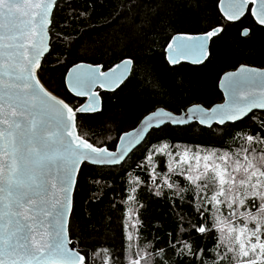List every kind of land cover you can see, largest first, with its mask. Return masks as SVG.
I'll use <instances>...</instances> for the list:
<instances>
[{
	"label": "snow or ice",
	"instance_id": "snow-or-ice-1",
	"mask_svg": "<svg viewBox=\"0 0 264 264\" xmlns=\"http://www.w3.org/2000/svg\"><path fill=\"white\" fill-rule=\"evenodd\" d=\"M61 3L0 0V264H89L88 250H79V241L71 238L78 220L76 194L83 193L81 215L100 199L91 191L99 181L89 179L88 168L120 163L153 129L163 131L167 125L179 127L193 120L207 129L213 122L234 126L254 110L264 111V67L239 62L238 67L233 65L234 71L217 72L225 93L223 104L212 108L194 104L180 116L166 110L170 90L157 70V57L170 71L188 63L198 66L195 71L199 72L211 71L222 55L227 25L208 20L205 0H119L115 15L105 18L107 23L126 20L143 43L125 47L119 62L107 70L101 63L86 64L83 58L73 62L64 77L67 92L88 98L86 104L73 106L55 95V89L50 91L51 85L42 83V58L50 52L54 13ZM96 3L92 0L80 11L73 9L66 23L91 19ZM143 6L151 7L150 15L140 11ZM221 14L229 22L250 14L254 24L242 32L264 49V0H228V9H221ZM164 32L166 38L157 53L153 37ZM63 63L57 58V64ZM183 86L191 92L199 82L193 77ZM96 87L116 101L112 116L105 119L121 118L126 105L145 100L149 104V115L139 121V128L119 136L115 151L89 142L76 131L85 120L104 114L103 97L93 91ZM255 126L259 134L228 133L233 143L241 142L236 151L209 150L199 144L181 150L179 142L166 136L158 138L159 147L153 144L146 150L142 159L149 165L156 155L173 158L163 181L157 182L149 173L153 182L149 190L154 187L156 197L163 196L165 189L173 198L179 197L180 204L169 200L170 207L184 206L180 193L194 192L198 202L189 200L187 207L194 208L198 218L195 223L185 221L183 215L174 218L175 230L168 236L175 243L169 239L158 251L138 250L128 264H264V119ZM172 176L182 177L185 186L170 182ZM144 183L139 176L130 182L125 205L133 206L125 209V229L133 213L139 220L138 208L144 206L136 193ZM133 226L139 235L143 221ZM119 255L123 257V248ZM97 256L101 264H118L107 247L93 250V262Z\"/></svg>",
	"mask_w": 264,
	"mask_h": 264
},
{
	"label": "trees",
	"instance_id": "trees-1",
	"mask_svg": "<svg viewBox=\"0 0 264 264\" xmlns=\"http://www.w3.org/2000/svg\"><path fill=\"white\" fill-rule=\"evenodd\" d=\"M92 0H62L61 6L55 10V24L52 29L51 51L43 61L44 71L42 73V82L49 90L55 89L54 93L70 102L73 106L84 104L85 100L77 98L67 92L64 83L66 69L71 67L73 62L84 63H101L104 70L113 67L118 63L117 59L125 47L133 45H141L143 37L138 35L128 26L126 20H118L113 24L107 23L106 17L115 15V8L119 0H97L96 11L91 19L83 18L69 19L66 23L65 17L70 11L75 9L80 11L85 4L91 3ZM220 0H205L204 15L211 22L220 21L227 25V31L222 46V55H220L213 65L211 71H195L198 66L182 64L175 66V70L170 71V66H165L159 62L157 57V70L166 87L170 90V95L165 100L170 110L174 113L186 111L188 107L194 104L203 105L207 108L222 103L224 98L219 89V80L217 72L220 75L223 71H234L233 65L238 67V63H247L249 66L264 67V49L256 41V39L248 40L243 36L242 29L250 27L254 24V19L247 14L239 22L231 23L222 18L219 10ZM69 5V7H65ZM103 5V6H101ZM143 14L150 15L151 7L143 6L140 10ZM56 33L60 34L57 39ZM83 37L80 38L79 34ZM257 37L260 33L257 30ZM166 38V32L154 36L158 43L155 51L160 52V44H163ZM77 41L76 44H70L69 41ZM70 49V51H69ZM57 58L63 60V64H57ZM195 77L199 82V87L194 91H187L183 86L187 81ZM103 97L104 114L103 116H95L94 119L85 120L84 127L78 128L79 133L85 136L91 143L100 147H108L109 150H115L118 144L119 136L124 132L134 129L139 121L145 115L149 114V104L145 100L134 106H127L121 109L124 113L121 118L105 119L112 116L113 106L116 104L115 99L104 94L99 90ZM163 107V105H160ZM82 114H78L80 117ZM88 115V114H83ZM255 125L260 123V119H264V112H255L245 120L226 126H214L211 129L202 127L196 123L186 127L165 126L163 131L154 130L138 149H136L124 164L118 167H96L91 166L87 169L92 175L90 180L95 178L99 181V185H92L91 191L100 196L98 201H93L90 206L84 208V214L81 215L80 198L82 192L76 194V217L77 228L75 235L71 238L79 241L78 245L81 251L88 250L89 264H101V257L97 256L95 261L91 259L93 250H99L107 247L112 250L114 258L118 264H128V260L133 254L143 248L151 251H158L165 247L169 239L175 243L174 238H170L168 233L175 230L173 223L174 218L183 215L185 221L191 220L196 222L197 216L194 208H188L187 203L192 200L197 203L195 193H180L184 197V206L170 207L169 200H174L175 205L180 204L179 197H174L172 192L165 189V194L161 197L153 195L149 190L152 180L149 179V173L158 178L157 182L163 181L169 175V165L172 163L171 156L156 155L152 157V164L142 158L147 155V149L155 144L159 147L158 138L166 136L172 142H179L180 149L185 146H195L197 144L204 145L209 150L215 148L223 151H236L240 145L237 140L233 143V139L228 133L234 132H255L259 134L260 129ZM78 119V123H79ZM223 129V130H222ZM167 151V150H166ZM137 164H143L145 167L138 168ZM154 169V171H153ZM139 176L145 183L137 190V198L143 208H138L139 220H136L137 226L139 221H143V227L139 235L137 230L134 233V240L127 238L130 236L129 227L124 228V213L126 207L133 205H125V199L129 192L130 182ZM170 182L183 184L182 177L172 176ZM138 207V206H137ZM135 214V213H134ZM128 218V224H129ZM186 226V224H185ZM186 239V237H182ZM209 245L211 241L209 240ZM139 246V247H138ZM123 248V257L119 255Z\"/></svg>",
	"mask_w": 264,
	"mask_h": 264
},
{
	"label": "water",
	"instance_id": "water-1",
	"mask_svg": "<svg viewBox=\"0 0 264 264\" xmlns=\"http://www.w3.org/2000/svg\"><path fill=\"white\" fill-rule=\"evenodd\" d=\"M221 9H224V10H227V9H228V0H223L222 3H221V0H220V2H219V10H220V13H221ZM246 15H247V14H245L244 16L240 17L238 20H236V21H234V22H231V23L239 22V21L242 20ZM252 18H253V17H252ZM253 19H254V18H253ZM228 22H229V21H228ZM243 36H244V34H243ZM50 51H51V48H50ZM49 53H50V52H49ZM49 53H46L45 56H44V58H42V63H43L44 59L46 58V56H47ZM86 64H89V63H86ZM183 64H188V63H183ZM189 65H190V64H189ZM178 66H179V65H178ZM192 66H195V65H192ZM251 67H254V66H251ZM256 68H258V67H256ZM42 83H43V82H42ZM219 89H220L221 93L223 94V98H224L223 102H222V103H219V104H223V103L225 102V93H224V90L220 87V85H219ZM99 90L103 91V90L100 89L99 87H96V88L93 89V91H96V92L100 93ZM54 94H55V93H54ZM70 94H72V93H70ZM55 95H56V94H55ZM72 95L75 96L74 94H72ZM75 97H76V96H75ZM60 98H61V97H60ZM77 98L84 99V100H85L84 104H86V103L88 102V98H87L86 96H84V97H77ZM216 105H218V104H216ZM200 106H201L202 108H207V107H205V106H203V105H200ZM214 106H215V105H214ZM214 106H212V107H214ZM212 107H211V108H212ZM166 110H167V109H166ZM168 111H170V110H168ZM184 112H185V111H183V112H181V113H179V114L173 112V114L176 115V116H180V115H182ZM255 112H264V111H261V110H259V109H256V110L253 111V113H255ZM253 113H249V115H248L247 117H245L243 120H245L246 118H248L249 116H251ZM148 115H149V114H148ZM77 116H78V114H77ZM243 120H241V121H243ZM241 121H237V122H235V124L238 123V122H241ZM194 123H196V124L199 125L198 121H194V120H193V121H189L187 124L182 125V126H179V127L190 126V125H192V124H194ZM228 124H232V123L229 122ZM167 126L177 127V126H174V125H167ZM200 126H201V125H200ZM214 126H220V127H223V126L218 125V124H216L215 122H213V127H214ZM139 127H140V123H139L134 129L139 128ZM202 127H204V126H202ZM134 129H132V130H130V131H127V132H133ZM154 130H155V129L150 130L148 133H145V139L142 140L140 144H137L134 148H131V149L129 150L128 154L126 155L125 159L122 160V161H120V163L115 164V165H105V166H96V167H118V166H121L122 164H124V163L126 162V160L130 157V155H131L136 149H138L141 145L144 144V142L147 140L148 136H149ZM76 131L79 133V130H78V129H76ZM79 134H80V133H79ZM89 142H90V141H89ZM119 143H120V141H118V144H119ZM110 151H115V150H110ZM72 240H73V239H72ZM73 241H76V240H73ZM69 247H72V245H69ZM77 248L80 250L78 244H77Z\"/></svg>",
	"mask_w": 264,
	"mask_h": 264
},
{
	"label": "rangeland",
	"instance_id": "rangeland-1",
	"mask_svg": "<svg viewBox=\"0 0 264 264\" xmlns=\"http://www.w3.org/2000/svg\"><path fill=\"white\" fill-rule=\"evenodd\" d=\"M171 160H173L172 157H171ZM133 225L137 226L134 213L130 216V219H129V232H130V237L132 240H134V233L136 231V227H134Z\"/></svg>",
	"mask_w": 264,
	"mask_h": 264
}]
</instances>
